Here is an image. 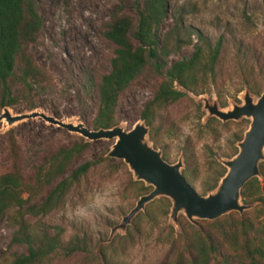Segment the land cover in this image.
Wrapping results in <instances>:
<instances>
[{
    "label": "rangeland",
    "instance_id": "rangeland-1",
    "mask_svg": "<svg viewBox=\"0 0 264 264\" xmlns=\"http://www.w3.org/2000/svg\"><path fill=\"white\" fill-rule=\"evenodd\" d=\"M35 6L42 29L29 52L48 82L24 93L25 97H21V86L15 85L13 91L19 92L18 101L8 107L9 111L16 116L40 110L61 122L82 123L93 130L91 123L98 101L95 88L90 89L87 84L97 83L108 73L114 57V46L103 33L115 13L135 19V0H35ZM169 7L172 12L183 13L184 27L201 33L211 45L223 37L215 82L208 93H185L177 102L158 111L149 128L153 148L164 153L169 164L181 160L191 186L203 196L221 168L226 171L221 162L237 153L236 144L250 121L222 123L207 118L204 104L197 98L215 100L221 109H226L233 103H242L245 89L254 99L264 91V0H169ZM172 25L170 16L164 29ZM193 44L170 57L169 63L190 57ZM160 80L145 71L119 95L114 113L116 125H123L127 131L141 120L143 107L152 99ZM247 82L256 85L259 94L253 93ZM2 111L0 106V115ZM11 140L15 141V148L10 146ZM81 140L86 143L80 136L39 118L11 128H3L0 122V175L12 170L16 158L24 181L28 182L46 157ZM114 142L87 143L88 147L73 158L62 177H68L82 164L92 163L86 174L71 186L58 207L33 220L36 227L47 229L51 235L55 228H60L63 246L74 237H85L88 243L87 252L64 255L59 250L46 264H106V259L112 264H171L183 246L180 236L192 230L189 225L201 229L202 220L190 223L182 214L178 215L176 229L169 220V200L160 198L149 203L125 233H116L108 242L112 228L149 192L138 194L140 184L145 187L144 184L133 179L122 161L107 157ZM45 192L33 204L41 203ZM100 204L105 205L103 211ZM248 205L254 207L237 214L264 226V208L258 203ZM13 231L7 216L3 217L0 264H13L16 255L26 254L24 248L10 246Z\"/></svg>",
    "mask_w": 264,
    "mask_h": 264
},
{
    "label": "trees",
    "instance_id": "trees-1",
    "mask_svg": "<svg viewBox=\"0 0 264 264\" xmlns=\"http://www.w3.org/2000/svg\"><path fill=\"white\" fill-rule=\"evenodd\" d=\"M135 4V19L115 13L105 27L103 36L114 46V57L110 60L109 72L97 83L89 81L87 84L90 89L95 88L98 101L91 123L93 130L116 125L114 113L119 95L145 71L161 79L140 115L149 128L158 111L177 102L185 93L195 96L208 93L209 86L215 82L223 37L211 45L201 33L185 28L184 14L172 12L169 0H135ZM170 16L173 25L164 29ZM41 29L42 21L35 0H0L2 108L18 101L19 92L13 91L15 85L21 86V97H25L24 93L28 94L33 88L48 82L46 74L29 52ZM193 38H196L195 44ZM192 44L194 52L190 57L169 63L170 57ZM247 85L253 93L259 94L256 85L250 82ZM10 146L15 148L14 140L10 141ZM87 147L88 144L81 140L70 147L60 148L36 167L28 182L24 181L16 158L12 170L0 175V220L7 216L14 229L10 246L22 247L26 251V254L16 255L13 264H46L59 250L64 255L87 252L85 237H74L67 246H63L60 228H55L51 235L47 229H39L33 224L34 219L58 207L71 186L86 174L92 163L82 164L68 177H62L73 158ZM166 158L163 153V159ZM259 169L263 179L253 178L247 182L241 190V197L245 204L258 203L264 208V162L259 164ZM224 173L221 168L206 190H213ZM182 175L191 186L187 169L182 171ZM58 178L61 180L56 182ZM150 189L140 184L138 194ZM44 192L43 201L33 204L36 197ZM200 226L198 229L189 225L192 228L190 234L180 236L183 246L171 264H264L263 225L233 212L214 221H200ZM105 263L112 264L107 259Z\"/></svg>",
    "mask_w": 264,
    "mask_h": 264
},
{
    "label": "water",
    "instance_id": "water-1",
    "mask_svg": "<svg viewBox=\"0 0 264 264\" xmlns=\"http://www.w3.org/2000/svg\"><path fill=\"white\" fill-rule=\"evenodd\" d=\"M242 103L231 104L221 109L217 102L197 98L203 102L207 118H216L222 123L250 121L243 138L236 144L237 154L221 162L226 171L216 187L201 196L186 182L182 175L183 164L179 160L169 164L162 158L161 151L153 148L149 141V127L138 121L130 130L123 125L107 129L90 130L82 123L61 122L60 120L34 110L13 116L8 107L0 115L3 128L16 123L39 118L46 124L62 128L84 139L86 143L98 140H115L107 157L122 161L137 182L151 190L142 195L134 208L122 218L119 225L111 230L108 242L118 233H125L128 225L146 206L156 199L166 198L170 202L169 220L179 228L178 215L182 214L190 223L194 220L214 221L233 212L242 215L254 207L243 203L241 190L253 178L262 180L259 164L264 162V91L254 99L248 89L241 96Z\"/></svg>",
    "mask_w": 264,
    "mask_h": 264
},
{
    "label": "clouds",
    "instance_id": "clouds-1",
    "mask_svg": "<svg viewBox=\"0 0 264 264\" xmlns=\"http://www.w3.org/2000/svg\"><path fill=\"white\" fill-rule=\"evenodd\" d=\"M104 206H105L104 204L98 205V207L100 208L101 211L104 210ZM77 215H81L82 216V213H77Z\"/></svg>",
    "mask_w": 264,
    "mask_h": 264
},
{
    "label": "flooded vegetation",
    "instance_id": "flooded-vegetation-1",
    "mask_svg": "<svg viewBox=\"0 0 264 264\" xmlns=\"http://www.w3.org/2000/svg\"><path fill=\"white\" fill-rule=\"evenodd\" d=\"M149 132H150V129H149ZM236 154H237V153H236ZM236 154H235V155H236ZM235 155H234V156H235ZM162 158H163V155H162ZM163 160H164V159H163ZM164 161H165V160H164ZM183 170H184V169H183ZM223 175H224V174H223ZM221 177H222V176H221ZM221 177H220V178H221ZM220 178H219V179H220Z\"/></svg>",
    "mask_w": 264,
    "mask_h": 264
}]
</instances>
